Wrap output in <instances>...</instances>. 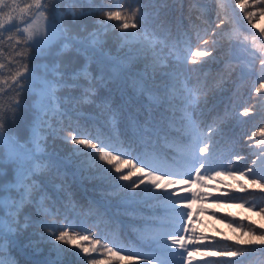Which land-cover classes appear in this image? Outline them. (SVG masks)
Listing matches in <instances>:
<instances>
[{
  "label": "snow or ice",
  "instance_id": "obj_1",
  "mask_svg": "<svg viewBox=\"0 0 264 264\" xmlns=\"http://www.w3.org/2000/svg\"><path fill=\"white\" fill-rule=\"evenodd\" d=\"M257 2L264 4V0ZM77 5L82 7V0H64L55 17L50 16L52 6L48 0H32L27 5V11L34 19L23 28V39L17 40L18 44L24 45L23 50L16 53L22 62L9 78V87L17 98L6 105L0 104V172L11 176L8 182L0 183V210L3 211L0 214V264H17L10 253L16 238L30 226V215L26 212L29 207L43 218L34 226L48 230L46 234L40 233L41 241L30 245L38 249L40 242H47L52 257L47 264H62L68 253L80 261L86 259L87 264H113L112 257L128 264L134 259L140 264H192L194 255L242 257L244 252L240 250H188L187 244L194 237L186 240L180 235V229L188 231L184 217L187 216L190 222L193 213L183 209H190L192 203L188 202L189 196L177 195L172 190L173 185L206 187L205 179L215 180L225 173L227 177L237 179L238 173L239 179H246L247 188L264 193V127L252 133L253 137L258 135L261 139L250 146L255 149L252 154L256 158L245 170L236 168L230 161L227 166L219 163L223 159L217 153L215 141L219 118L210 124L201 119L210 104L209 112L215 110L214 89L201 77L193 82L181 71L185 63L198 65L202 71L210 60H216L219 45L216 37L218 30L227 24V13L224 17L218 14L219 22L215 27L209 20L208 28L197 29L195 39L198 44L193 49L187 32L171 44L167 39L149 38L147 32L140 35L138 10L121 9L119 4L110 6L116 10L96 8L90 13H99L104 19L96 21L99 26L96 31L89 32L83 40H76L68 34L64 21L68 17L76 21L84 15L75 11ZM239 7L243 11L244 2ZM4 8L10 11L4 13ZM18 8L21 13L26 11L20 8L17 0H0V28L5 24L4 16L11 21ZM248 20L251 22L252 14L248 15ZM108 21L119 22L121 45L116 56L105 51L102 39L105 34L102 30L117 27ZM57 42H64L65 48L79 45L85 53L90 52L89 63L74 70L56 65L38 72L30 63L31 59ZM258 58L261 80L255 92L264 96V52ZM141 63L142 69L131 74L132 95L119 89L120 102L116 103L110 89V94L96 103L99 87L116 82L128 66L139 67ZM225 73L231 75L230 62L219 75L220 83L224 82ZM62 90H68L69 95L61 98ZM73 90L78 95H71ZM22 92H30L35 97L36 114L30 138L24 143L7 132V121L19 108ZM84 105H95L99 110L95 118L102 121V125L95 133L80 124ZM251 111L250 107H245L241 115L247 117ZM49 136H59L65 144H71V154L79 161V166L92 178H98L108 195L115 198L118 211L112 214L101 215L91 204L81 208L84 216L96 215L100 220L101 223L91 226L95 232L79 220L73 222L67 214L69 208L73 213L76 210L69 196H64V202L57 206V201L48 195V186L42 177L58 168L57 162L46 151ZM233 159L240 161L243 157L235 155ZM5 165L12 166L10 172ZM193 171L195 179L191 175ZM238 187L239 191H246L245 184ZM204 198L199 192L191 193L192 202ZM254 200L252 197V203L245 201L249 211L255 207ZM238 206L244 207V204ZM260 212H264V208ZM121 214L130 218L133 230L148 243L149 254L128 252L121 255L123 249L116 239H109L105 234L101 224L104 228L114 229ZM261 228L264 229V225ZM244 236L247 239L239 240L240 245L264 246V231L249 229ZM98 249L104 250L108 257L106 261L91 255ZM261 251L264 252V248ZM176 256L181 260L176 261Z\"/></svg>",
  "mask_w": 264,
  "mask_h": 264
},
{
  "label": "trees",
  "instance_id": "obj_2",
  "mask_svg": "<svg viewBox=\"0 0 264 264\" xmlns=\"http://www.w3.org/2000/svg\"><path fill=\"white\" fill-rule=\"evenodd\" d=\"M48 2L52 6L50 16L55 17L62 8L64 0H48ZM241 2L245 4L243 11L239 7ZM17 3L20 8H24L26 11L21 13L19 8L16 9L11 21L7 16H4L5 24L0 28V104L5 105L17 98L16 93L9 87L10 76L22 62L16 53L23 50L24 45L18 44L17 40L23 39V28L34 19L27 11V5H30L32 0H17ZM82 4V7L77 5L75 11L84 13V15H81L76 21H72L71 17L64 21L65 27L69 29L68 34L76 40H83L89 32L96 31L99 27L96 21L104 19L99 13L95 15L90 13L96 8L116 10L110 6L119 4L121 9L138 10L140 35L147 32L149 38L157 41L167 39L171 44L176 41L179 35L187 32L191 36L193 49L198 44L195 39L197 29L202 31L208 28L209 20L213 22L212 27H215V23L219 22L218 14L220 17H224L225 12L227 13V24L222 26V30H218L219 35L216 37L219 41L215 53L216 60H210L203 66L202 71L199 70L198 65L185 63L181 66V71L193 82L198 76L201 77L202 80H206L210 88L214 89L215 95L212 99L215 110L209 112L208 109L212 107L210 104L208 108L204 109V116L201 119L210 124L219 118V131L215 141L217 142V153L223 159L218 162L227 166L230 161L236 168L246 169L253 157L251 143L261 139L258 135L253 137L252 133L258 132L260 128L264 127L262 96L255 92V88L259 86L261 80L258 71V57L261 52H264V27L256 33L250 26L261 13H264L262 12L264 4L258 3L257 0H82ZM8 11H10L9 8L3 9L4 13ZM249 14H252L251 22L248 20ZM107 23L117 25V27L102 30L105 33L102 35L105 51L116 56L120 52L121 45L118 36L119 22L108 21ZM184 38L187 39V37ZM160 47L163 45L161 44ZM29 53L32 55L31 50ZM165 53H167V49H165ZM89 55L91 53H85L79 45H69L65 48L64 42H57L44 53L36 54L30 63L37 67L38 72L42 71L44 67L50 69L56 65L74 70L89 63L87 60ZM229 62L231 63V75L228 76L225 73V80L220 83L219 75ZM91 67L94 68L95 65L92 64ZM142 67L143 63L139 67L128 66L119 80L110 83L107 87H99L96 103L99 104L108 96L110 89L116 103L120 102L119 89H124L127 95H132L131 74L140 71ZM59 95L64 98L69 95V92L62 90ZM71 95H78V92L73 90ZM19 100V108L13 118L7 121V132L24 143L30 138L31 126L36 115L35 97L30 92H22ZM245 107L252 109L247 117L241 115ZM81 111L83 118L80 120V124L93 133L100 130L102 121H97L95 118L99 111L96 106L84 105ZM60 135H64V133ZM72 147L71 144H65L59 136L47 138L46 151L57 162L58 168L43 176L42 180L48 186L49 197L57 201V206L64 202V196L71 198L72 203L76 205V210L73 213L69 208L67 214L70 215L73 222L79 220L95 232L96 229L91 226L93 223H101L100 220L96 215L84 216L81 214V208L91 204L101 215L106 212L112 214L118 211L115 207L116 201L115 198L108 195L105 185L98 178H92L88 171L79 166V161L71 154ZM235 155H240L243 159L236 161L233 159ZM168 162L172 163L171 158ZM5 167L10 172L12 166L5 165ZM203 171L201 169V174ZM191 175L194 176L196 173L193 171ZM10 179V175L6 176L0 172V183L8 182ZM204 184L206 187H203L199 194L205 198L200 199L201 203L192 216V219L199 216L200 225L194 234L189 231L185 232L183 228L180 229V235H183L186 240L189 237H194L193 241L187 244L188 250L194 248L201 251L240 250L244 252V255L242 257L194 255L191 258L192 264H232L233 261L235 264H264V252L261 251L264 246L240 245L238 243L241 239H247L244 233L249 229L256 232L264 231L261 228V225H264V212H260V209L264 208V193H261L259 189L247 188L246 179H239L238 173L237 179L227 177L225 173L216 177L215 180L205 179ZM239 184H245L246 191H239ZM172 190L176 191L177 195L189 196L188 202L193 204L190 187L173 185ZM229 196L242 199H229ZM252 197H255V207L251 211L259 213L258 218L254 219L250 218L249 204L245 203V201L252 203ZM242 203L244 207H239L238 205ZM235 209H238V213L234 212ZM183 211L192 212L191 208H184ZM26 212L30 215V226L16 238V244L10 255L17 264H47V261L52 258L47 242H40L38 249L30 245L31 242L41 241L40 233L43 231L46 234L48 230L34 226L38 225L40 219H43L34 208L29 207ZM0 214H3L2 210H0ZM216 219L224 223V226L216 223ZM187 220L188 217L185 216V224ZM117 223L118 226L114 229L104 228L103 224H101V228L109 239H116L120 248L123 249L121 255L128 252L150 253L148 243L133 230L129 217L121 214ZM85 246H87V242H85ZM64 247L67 246L64 245ZM73 251H79V249H73ZM83 255L81 253V256ZM91 255L101 261H105L104 257L107 256L103 249H98ZM184 256H187V252L184 253ZM174 259L179 261L181 257L176 256ZM112 261L114 262V260ZM115 262V264H123L124 261H118L115 258ZM125 262L128 264L127 261ZM62 264H87V260L80 261L68 253L64 256ZM132 264H140V261L134 259Z\"/></svg>",
  "mask_w": 264,
  "mask_h": 264
},
{
  "label": "rangeland",
  "instance_id": "obj_3",
  "mask_svg": "<svg viewBox=\"0 0 264 264\" xmlns=\"http://www.w3.org/2000/svg\"><path fill=\"white\" fill-rule=\"evenodd\" d=\"M250 26H251V28H252L256 33H258V32L264 27V13H261V14L257 17V19H256V20H255ZM261 100H262L261 104L264 106V96L261 97ZM257 141H258V140H257ZM257 141L252 142L251 144H252V145H255ZM251 150L254 151L255 149L251 147ZM255 158H256V157L253 155V157H252V159L250 160V163H249V164H251L252 160L255 159ZM244 170H245V169H244ZM195 176H196V175L193 176V179H195ZM202 188H203V187H200V186H198V185H191V186H190V190H191L192 193H193V192H200V191L202 190ZM200 203H201L200 199H196L195 202H193L192 207H191V211H192V213H194V212L198 209ZM233 208H234V207H233ZM233 208H232V209H233ZM235 211L238 213V209H235L234 212H235ZM241 213H242V209H241ZM241 213H240V214H241ZM244 213H246V212H244ZM248 213H250V218H251V219L258 218V216H259V215L256 214V212H254V211H253V212L250 211V212H248ZM192 216H193V215H192ZM246 217H247V216H246ZM192 223H193V225H192ZM216 223L220 224L221 226H224V223L219 222L217 219H216ZM186 225H187V227H188V231H189V232H192V234H194V233L196 232L197 227L200 225V223H199V216H197L196 219H192V218H191V221H190V222H189V220H187V221H186ZM107 259H108L107 256L104 257V260H105V261H106ZM111 259L114 260L113 264H115V263H116V262H115V257H112ZM125 263H126V262L124 261L123 264H125Z\"/></svg>",
  "mask_w": 264,
  "mask_h": 264
},
{
  "label": "bare ground",
  "instance_id": "obj_4",
  "mask_svg": "<svg viewBox=\"0 0 264 264\" xmlns=\"http://www.w3.org/2000/svg\"><path fill=\"white\" fill-rule=\"evenodd\" d=\"M259 166V165H258Z\"/></svg>",
  "mask_w": 264,
  "mask_h": 264
}]
</instances>
